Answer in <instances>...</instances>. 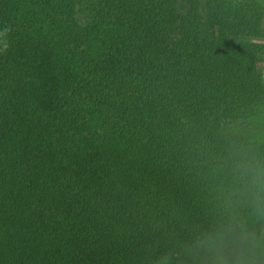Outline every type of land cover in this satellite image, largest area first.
I'll return each mask as SVG.
<instances>
[{
	"label": "trees",
	"instance_id": "16d2710c",
	"mask_svg": "<svg viewBox=\"0 0 264 264\" xmlns=\"http://www.w3.org/2000/svg\"><path fill=\"white\" fill-rule=\"evenodd\" d=\"M264 0H0V264H264Z\"/></svg>",
	"mask_w": 264,
	"mask_h": 264
},
{
	"label": "rangeland",
	"instance_id": "374dc122",
	"mask_svg": "<svg viewBox=\"0 0 264 264\" xmlns=\"http://www.w3.org/2000/svg\"><path fill=\"white\" fill-rule=\"evenodd\" d=\"M250 240L244 237L241 243H233L223 247L213 259L217 264H259L261 262V258L257 256L259 250H250Z\"/></svg>",
	"mask_w": 264,
	"mask_h": 264
}]
</instances>
